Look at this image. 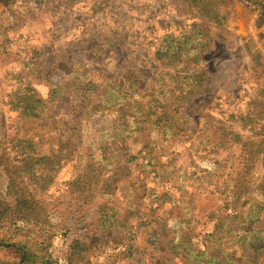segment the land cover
Masks as SVG:
<instances>
[{
	"label": "rangeland",
	"instance_id": "374dc122",
	"mask_svg": "<svg viewBox=\"0 0 264 264\" xmlns=\"http://www.w3.org/2000/svg\"><path fill=\"white\" fill-rule=\"evenodd\" d=\"M198 53L197 125H153L122 146L117 88L138 98L169 57ZM209 117L239 141L208 140ZM261 139L264 0H0V264H72L76 243L91 264H264V147L258 217L232 203L233 163Z\"/></svg>",
	"mask_w": 264,
	"mask_h": 264
},
{
	"label": "trees",
	"instance_id": "16d2710c",
	"mask_svg": "<svg viewBox=\"0 0 264 264\" xmlns=\"http://www.w3.org/2000/svg\"><path fill=\"white\" fill-rule=\"evenodd\" d=\"M195 25L196 24H194V26ZM204 45L207 46L206 44ZM200 52H202L201 49H199V53ZM174 53L179 54L180 50L175 51ZM199 53L195 55L194 59L190 60H180L177 58L178 56L169 57L166 61H164L167 71L164 74L160 75L161 83L158 79L154 80L151 86L149 85L146 88V90H148H144V94L139 92L138 98H135V92H129L128 89H130L131 86H129V88H124L121 86L117 88L120 94V96H118V99L122 101L119 102L118 107L119 110H122L124 112L120 113L122 116L117 115L116 120L118 121L120 128L124 127L125 124L126 126H128V124L131 125L130 127L132 128V130L130 131L126 130V134H122V132L118 133L115 129L117 127L115 126L116 121L115 125L113 123V127L110 128V130L114 133L113 135L115 139L116 137L121 138L122 146H124L125 144L128 145L129 141L127 140L133 137L132 131L137 133H142L145 130L150 131V129L153 131V125L157 127L160 125H164V127L169 130L168 131L166 129V133H169L170 136H175L182 131H186V129H188V124H190L192 127V123H195V119H193V115L188 113V111L194 105V99L198 95V93H201L204 85L202 79L205 73L204 69H194L190 66L191 63H199L197 60L199 59L198 57H200ZM159 54L161 55V51H159ZM164 54L167 55L169 53L164 52ZM164 76H168V80H166V77ZM128 93H130L131 95ZM120 103L122 104V106H120ZM26 106L28 107L26 111L30 109V115L33 113L37 114L32 110V106H30V99H27ZM102 108L105 107L103 106ZM125 115H127V118ZM247 115H243L244 118L241 119V121L246 122V120L250 119L249 114ZM261 116L262 114L258 112V117ZM129 117L131 118L129 119ZM215 118L209 117L208 122L204 124V129L207 131L210 129V126L214 128L213 134H207L208 140H210L212 137L215 141L216 146H223L228 143V141L230 142L228 135H232V141H234L235 143L238 142L240 139V135L237 131L234 130V126H226L228 119H224L225 121H223V119ZM180 124H182L183 126ZM195 125L197 124L195 123ZM259 130L261 131V128H259ZM220 131H222V136H220ZM216 133L217 136H215ZM220 138H222V140ZM224 140L226 142H224ZM134 141H137L136 137L134 138ZM113 142L117 144L115 141ZM27 143L30 144V142ZM70 147L71 145H68V148ZM245 147L246 152L243 154L241 160L236 164L233 163V165H236L235 171L233 172L236 175V178L235 186L232 189V191H234V198L232 203L237 207L238 211L240 208H243L247 204H250L249 209L246 211V213H250L253 211L255 212V217H258V212L260 210L258 209V206L260 205V201H257L255 197L250 195V191L252 188L251 177L253 176H251V174L254 168L258 166L259 158L257 160L256 154H258V149H262L264 147V139L260 140L259 145L254 143L253 146L247 145ZM72 149L77 151L74 146ZM60 151H62V149ZM64 154L65 152H59L58 155L64 156ZM55 157H57V155ZM25 158H27V161L25 160ZM25 158H23V160L26 161L27 164L30 163L29 160L35 161L34 156L31 155L26 156ZM45 159L46 157L42 156L39 160L44 161ZM102 165L107 164L102 160ZM104 182V188H111V186H114L116 189V182L110 184V179H105ZM248 192V198L244 197V195ZM262 194H264V192H262ZM8 203L11 206L18 207V209H20V206H22L23 204L20 197H16L13 201V204L12 201H9ZM114 216V214L110 215L108 217V221H111V218L113 220ZM106 221L107 220H103V222ZM258 248H264V237L262 229H258ZM21 250L23 251L22 262L30 261L29 253L23 249ZM87 250L88 249L86 247L82 246L79 243H76L74 245V251L73 253H71L74 257V259H72V264H91V261L86 259Z\"/></svg>",
	"mask_w": 264,
	"mask_h": 264
}]
</instances>
